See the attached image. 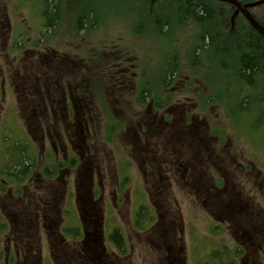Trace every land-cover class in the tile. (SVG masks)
Instances as JSON below:
<instances>
[{"label":"rangeland","instance_id":"rangeland-1","mask_svg":"<svg viewBox=\"0 0 264 264\" xmlns=\"http://www.w3.org/2000/svg\"><path fill=\"white\" fill-rule=\"evenodd\" d=\"M149 1L153 10L161 7L159 0ZM137 5L129 0H62L57 26L46 28L43 0H0V264H228L229 247L236 243L233 234L236 227L222 231L226 226L216 222L203 204L207 199L205 194L190 189L189 182L195 177L193 168L183 174L168 162L167 159L173 158L166 147L167 133L151 132L149 136L142 133L144 138L134 142L141 133L139 125H146L148 108L152 102L156 104L155 100L167 103L170 109L182 101L187 115L196 119L197 126L192 129L202 143V153L198 154L195 148L199 156L194 149L192 157L196 172L202 174V185L211 187L212 174L218 176L217 168L221 179H228L229 172L236 176L229 186L235 185L233 191L252 206L249 212L258 216L260 213L262 220L256 222L264 230L261 204L264 124L259 125L254 107L250 112L239 113L241 118L239 115L235 118L239 98L256 96V92L246 89L232 103L233 94L238 92L235 84L225 83L213 72L207 78L200 65H192L194 59L188 50L196 44V26L185 21L186 25L180 27L171 17L174 29L168 37H159L150 33L152 26H140ZM86 14L95 16L94 25L87 21V26L84 24L79 29V16ZM166 15L164 8L159 21ZM138 29L143 32L139 34ZM172 53L179 64V74L169 81L164 71ZM120 68L125 79L120 77L124 85L117 90L120 83L114 77ZM42 76H50L52 81L38 80L36 86L43 97L50 94L52 101L44 98L43 109L36 111L43 113H39L37 121L33 112L26 109L25 99L27 95L28 100L37 95L22 79ZM176 82L183 87L174 89ZM54 88L64 91L69 101L73 94L81 102L76 101L77 105L89 109L82 114L73 113L66 125L59 109H56L57 119L50 118L54 97L60 96L54 93ZM217 94L222 95L216 97ZM59 100L63 99L59 97ZM171 117L179 116L171 114ZM80 128L84 138L81 143L90 146L91 153L74 147L78 139L75 133ZM57 136L69 140L71 147L73 144L76 160L58 178L60 168L52 166V142L60 146ZM138 144H145L154 151V156L142 158ZM153 157V161H147ZM242 162L249 166L247 175L241 168ZM21 165L29 170L23 189L20 187L18 197L13 198L9 193L10 182L18 179L7 171L14 172ZM233 165L238 166V172ZM119 176L123 182L126 180L121 188L117 183ZM154 184L161 186L163 196H156L160 190ZM245 184H248L246 190L255 192L244 193ZM52 190L54 193L50 194ZM44 203L53 207L50 215L54 219L53 231L59 237L61 227L66 240H56L51 235L53 231L42 226L41 216L37 219V208L45 207ZM23 208L39 222V231L29 232L32 237L36 235L32 242L22 239L15 228L14 221L23 217ZM153 215L160 218L148 231ZM91 219L97 220L96 229L88 226ZM74 226L83 230L80 243L74 241L75 230L71 229ZM167 226L172 229H167L168 246L177 248L172 255L165 246L159 250L153 244L156 234L163 233L154 229L165 230ZM115 231L120 234V243L112 238ZM31 243L33 250L29 248ZM104 245L108 252L104 251ZM214 250V256L210 257ZM176 254L180 257L178 262L169 260L168 256ZM253 254L251 260L260 262L257 256L264 258V244L259 253ZM10 255L18 256V260L9 258ZM233 263L244 261L236 256Z\"/></svg>","mask_w":264,"mask_h":264},{"label":"flooded vegetation","instance_id":"flooded-vegetation-1","mask_svg":"<svg viewBox=\"0 0 264 264\" xmlns=\"http://www.w3.org/2000/svg\"><path fill=\"white\" fill-rule=\"evenodd\" d=\"M116 77L115 80L117 82L120 83V86L117 87V90L121 89L124 85V83H122L120 81L121 78L125 79V74L124 71L120 68L119 69V73L115 74ZM50 76H42L41 78H35V79H29V80H23V83L25 85H29V88H31L32 90H34V94L37 95L33 97V99H29V95L26 96V109L28 108V112L30 113V111L33 112V114L35 115V119L37 121H39V113H36L37 110H42L43 107H41V103H43L42 101L44 100V98H47L49 100L52 101L51 95L49 94L46 97H43L44 95H42L40 93V89L39 87H37L36 85L38 84V80H42L45 82H49L52 81L50 78ZM121 77V78H120ZM58 80H62L60 79V77H58ZM57 80V81H58ZM189 79H187L185 82H187ZM23 83H21L23 85ZM56 84V83H54ZM132 84V82H131ZM58 85V83L56 84ZM180 87L182 88V84L176 82L174 89L178 90L180 89ZM15 90V89H14ZM48 91V90H47ZM16 92V91H15ZM49 92V91H48ZM47 92V93H48ZM73 92V91H72ZM71 92V93H72ZM166 92H168L166 90ZM174 92V90H173ZM54 93H58L60 96V98H62L63 100L60 102L59 97L57 99V97H54V108L52 107L51 104V108H52V113L50 112L49 117L54 119H57V114L59 112L56 111V109H59L63 116H61V119L66 123L69 124V122L71 121V116L73 113H77L78 114H82L85 113V110L87 109V107L85 106H81V105H77L76 101L80 104L81 102H79V98H75L76 96H74L73 94L71 95V99L69 101V99L67 98V96L64 94V91L62 92V90H58V88H54ZM172 93V92H171ZM32 94V93H31ZM117 94V93H115ZM32 96V95H31ZM172 97V95H169ZM166 97V95H165ZM17 98V95H16ZM154 101V100H153ZM29 102H32V105L29 106ZM75 104V105H74ZM165 102H160L157 101L156 104L154 102L151 103V105L148 108V113H149V117H148V121L146 122V125H139L140 126V131L141 133L138 135V137L134 140V142L138 143V138L143 139L145 135L149 136L151 134V132H155L160 133L162 131L166 132V140L168 142L167 144V149H168V154H170L173 158V160L167 159L168 162L174 167V169L176 170H180L183 174L187 173V170L190 168H193V173L195 175L193 181L189 182V186L190 189L205 194V197L207 198L205 201H203V204L205 205V207L208 208V212L209 215L211 217H215L216 221L221 222V224L225 225L226 227L222 228V231H224V228H226L227 230L231 229L232 227H236L233 230V234L235 235L234 241L236 242L235 244H233V249L229 250L228 254H229V264H234L233 260L234 257L237 256V259L240 258L241 261H244L243 264H264V258L263 256H260V254L257 256V258L260 260V262L257 261V259H253L251 260V256L254 257L253 252L259 253L260 249L262 248V245L264 244V230L260 228V224L256 222L257 219L262 220V218L260 217V213L259 216L256 214H252L251 212H249V208L252 210V206H249L247 204V202H244L242 199L243 197H241V194L237 192H234L233 189L236 187L235 185L233 186H229V181H231L232 183H234V178H236V176H231V173L229 172L228 176L230 178V180L225 178L221 179L220 176V170L217 168V173L218 176L216 175V173H213V182L211 187L209 186H204L202 185V174L196 172L195 170V163L193 161H195L193 158V151L194 149H198L199 152L198 154H201V147L202 143H200L201 139L196 138V134L197 132L194 131V129H192L193 127L197 126L196 119H193L187 115L186 110L184 108H186L184 106V104L182 103L181 100L178 101V103L175 105V108L170 109V105H168ZM25 109V108H24ZM25 109V110H26ZM89 109V108H88ZM87 109V110H88ZM178 109V111H177ZM177 112H176V111ZM174 111V112H173ZM43 114V113H41ZM171 114H174L175 116L178 115V119H176L174 117V119L171 117ZM67 121V122H66ZM55 120H54V128L56 127L55 125ZM196 129V128H195ZM40 132V131H39ZM63 134H65V136L67 135V133L64 131L62 132ZM145 134V135H142ZM58 134V132L56 133V135ZM75 135L78 137L76 143H74V147H78L81 148L79 150H87V152L91 153V147L87 146L85 144H82L81 142L84 140L83 136H82V128L77 129ZM68 141L66 142L65 138L63 137V140L60 136H57V142L60 143L59 148L56 147V142H52L54 144V149H53V153H54V161L52 166H59L58 168H60L58 170V174H57V178L59 177L60 173H62L63 171H65L67 168H69L68 170H70L74 164V162H76L74 155L72 154L73 152V144L72 147L68 144ZM51 143V145H52ZM143 145H137V151L140 153L142 158H148L149 156H154V151H152L151 149H149L148 147H145ZM46 148V146H45ZM196 149L194 151V153L196 154V156H199L196 153ZM46 150H48L46 148ZM193 157V158H192ZM190 159V160H189ZM154 157L152 159H147V161H153ZM156 163H159L158 160H155ZM187 162H189V166L187 167ZM56 163V164H54ZM51 166V167H52ZM248 165L246 163L241 164V168H243L245 170V174L247 175L249 174V172H247L248 169ZM54 168V167H52ZM233 168L238 172V166L237 165H233ZM149 169V166H148ZM47 171V170H46ZM90 171V170H89ZM190 172L193 176V173ZM220 172V173H219ZM249 176V175H248ZM89 178L88 176V172H86L85 174V178L84 180L87 181V179ZM238 179V178H237ZM192 180V179H191ZM228 180V182H227ZM125 179L124 182L122 181L121 177H118L117 183L118 186L121 188V186L123 187L125 184ZM89 182V181H88ZM242 182V181H241ZM262 182V186L264 187V180H261ZM160 184V182H158ZM199 184V186L196 185ZM24 185H21V188L23 189ZM244 186V193H249V195L251 194L250 191H252V193H254L255 191L253 190H246L248 187V184L243 185ZM35 187L34 184H32V188ZM69 187V186H67ZM96 187V184L93 185V188ZM154 187L158 190H160V192H156V196H163L161 191V186L160 185H155ZM232 188V189H231ZM204 189V190H203ZM13 190L10 188L9 189V193L12 194ZM23 193V192H22ZM54 191L52 190V192L50 194H53ZM3 194V193H1ZM224 194V195H223ZM223 195V196H222ZM14 198H16V196H12ZM241 197V198H240ZM257 197V195L255 196ZM261 200V199H260ZM46 204L45 207H42L41 209H38L40 207L37 208L36 214H37V219L41 216L43 223L42 226L43 227H47L49 228L51 231H53L54 229V219L50 216L52 215L53 212V207H50L48 203H44ZM83 204L85 206H88V204L86 203V201H83ZM264 205V201L261 203ZM157 209L160 208V206L158 204H156ZM221 207V210H217L216 207ZM261 207V206H260ZM86 211V210H85ZM87 212V211H86ZM23 215V217H21L20 219H16L14 221L15 228H18V231H20V236L22 239L24 238H28L30 240V242H32V240H35V237H32L29 235V232L35 234L36 232L39 231V222L37 223L36 220L32 217V214H30L28 212L27 209L23 208V211L21 212V216ZM1 217V216H0ZM90 217V215H89ZM158 217V216H157ZM157 217H155V215L152 216V223L150 224L151 226L149 227L148 231L150 229L153 228V226L155 227L158 223L159 220H157ZM160 217H162V215L160 214ZM158 217V218H160ZM151 219V217H149ZM160 219H163L160 218ZM35 220V221H34ZM95 220V221H94ZM90 220V222L88 223L89 227H93L96 229L97 225V220ZM154 222V223H153ZM228 222V223H226ZM156 224V225H155ZM4 226L6 224H3ZM38 227V228H37ZM171 229L170 226H167V228L165 230H162L160 228L158 229H154L157 230L156 232L159 233V230H161L163 233L162 234H156V240L153 241V244L156 245V247L159 250H164L162 247L165 246L167 253H169L170 255H172L175 251H176V247H173L172 245L168 246L169 241H166V239L168 238L167 236L170 235V231L167 229ZM173 228V227H172ZM69 227L67 228V230L69 231ZM71 229H74L76 232L73 236H75L76 238V242L80 243L83 240L82 238V232L83 230H80L79 227H72ZM172 230V229H171ZM225 231V233H228V231ZM174 231V230H173ZM35 232V233H34ZM169 232V233H168ZM57 232H52L51 235L56 237L57 239H61V240H65V236L64 234H62L61 232L59 233V237L58 234H56ZM81 239V240H80ZM96 241H99V238L96 237ZM167 245V246H166ZM153 246V245H151ZM30 249H34L32 243L29 246ZM180 249V248H179ZM86 252V250H85ZM181 252V250L178 251V253ZM179 255L176 254L174 255V257H169V260H173L174 262H178L180 257H178ZM18 257V256H17ZM16 257V255H10L9 258H15V260H18Z\"/></svg>","mask_w":264,"mask_h":264},{"label":"trees","instance_id":"trees-1","mask_svg":"<svg viewBox=\"0 0 264 264\" xmlns=\"http://www.w3.org/2000/svg\"><path fill=\"white\" fill-rule=\"evenodd\" d=\"M129 1L136 5L138 2L137 8L141 14V25H139L152 26L150 33H157L159 37H168L174 29L171 17L176 20V25L180 27L186 25L185 21L195 25L197 29L196 44L191 50H188V54L192 55L194 59L193 67L200 65V69L203 68L206 71L207 78L212 75L210 72H213L225 83H229L231 86L235 84L238 87V92L233 94L232 103L240 94L247 92L246 89L253 91L254 94L256 92V96L246 95L239 98L238 112L234 114L237 118L239 113L250 112L254 107L259 116L257 118L259 125L264 124V37L250 26L236 8L212 0H159L161 7L153 10L149 0ZM238 1L244 5L254 4L255 6L249 11L264 27V1ZM260 1L261 3L257 4ZM61 2L62 0H43L44 16L47 20L46 28L57 26L59 18H61ZM164 8L167 15L161 22L158 17L162 15ZM87 21L91 22L90 25H94L95 16L90 14L79 16V29L85 23L87 24ZM142 32L143 30L138 29L139 34ZM197 50L200 53H196ZM168 57L169 62L166 64L164 74L171 81L172 76L179 74L177 68L179 64H177L176 56L173 53L172 56L168 55ZM178 62L180 63V60ZM229 89L231 88L226 87V90ZM221 95L215 96L220 97ZM226 102L225 100L224 103ZM239 116L241 118V115ZM242 119L247 120L244 116ZM28 170L27 166L21 165L20 169L18 168L14 172L7 171V173L20 181V179H25ZM115 232L112 238L116 243H120V234L118 231Z\"/></svg>","mask_w":264,"mask_h":264},{"label":"water","instance_id":"water-1","mask_svg":"<svg viewBox=\"0 0 264 264\" xmlns=\"http://www.w3.org/2000/svg\"><path fill=\"white\" fill-rule=\"evenodd\" d=\"M213 1L230 4L233 7H235L237 9V12L241 13L245 17V19L250 24V26L254 28L259 34L264 36V27L254 18V16L249 11L250 8H253L255 6L254 4L244 5L238 0H213ZM260 3L261 1L258 2L257 4Z\"/></svg>","mask_w":264,"mask_h":264},{"label":"bare ground","instance_id":"bare-ground-1","mask_svg":"<svg viewBox=\"0 0 264 264\" xmlns=\"http://www.w3.org/2000/svg\"><path fill=\"white\" fill-rule=\"evenodd\" d=\"M255 30V29H254ZM256 31V30H255ZM257 32V31H256ZM258 33V32H257ZM261 35V34H260ZM263 36V35H262ZM264 37V36H263Z\"/></svg>","mask_w":264,"mask_h":264}]
</instances>
